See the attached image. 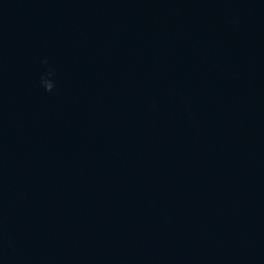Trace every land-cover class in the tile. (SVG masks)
I'll return each instance as SVG.
<instances>
[{
	"label": "water",
	"instance_id": "obj_1",
	"mask_svg": "<svg viewBox=\"0 0 264 264\" xmlns=\"http://www.w3.org/2000/svg\"><path fill=\"white\" fill-rule=\"evenodd\" d=\"M0 264H264V0H0Z\"/></svg>",
	"mask_w": 264,
	"mask_h": 264
},
{
	"label": "clouds",
	"instance_id": "obj_2",
	"mask_svg": "<svg viewBox=\"0 0 264 264\" xmlns=\"http://www.w3.org/2000/svg\"><path fill=\"white\" fill-rule=\"evenodd\" d=\"M44 63H47L46 59L44 60ZM53 75H54V69L49 68L47 73L45 75H42L40 78V83L46 91H51L54 87L53 80L47 78V77H52Z\"/></svg>",
	"mask_w": 264,
	"mask_h": 264
}]
</instances>
